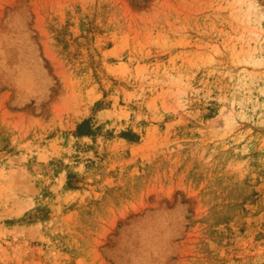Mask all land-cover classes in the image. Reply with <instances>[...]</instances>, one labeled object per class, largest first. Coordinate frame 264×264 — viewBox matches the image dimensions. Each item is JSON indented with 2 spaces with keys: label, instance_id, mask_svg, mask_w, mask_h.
Instances as JSON below:
<instances>
[{
  "label": "rangeland",
  "instance_id": "obj_1",
  "mask_svg": "<svg viewBox=\"0 0 264 264\" xmlns=\"http://www.w3.org/2000/svg\"><path fill=\"white\" fill-rule=\"evenodd\" d=\"M0 264H264V0H0Z\"/></svg>",
  "mask_w": 264,
  "mask_h": 264
},
{
  "label": "bare ground",
  "instance_id": "obj_2",
  "mask_svg": "<svg viewBox=\"0 0 264 264\" xmlns=\"http://www.w3.org/2000/svg\"><path fill=\"white\" fill-rule=\"evenodd\" d=\"M259 18H261V16H259Z\"/></svg>",
  "mask_w": 264,
  "mask_h": 264
}]
</instances>
